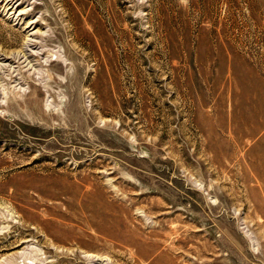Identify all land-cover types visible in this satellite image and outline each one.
Returning a JSON list of instances; mask_svg holds the SVG:
<instances>
[{"label": "rangeland", "instance_id": "1", "mask_svg": "<svg viewBox=\"0 0 264 264\" xmlns=\"http://www.w3.org/2000/svg\"><path fill=\"white\" fill-rule=\"evenodd\" d=\"M0 264H264V0H0Z\"/></svg>", "mask_w": 264, "mask_h": 264}, {"label": "bare ground", "instance_id": "2", "mask_svg": "<svg viewBox=\"0 0 264 264\" xmlns=\"http://www.w3.org/2000/svg\"><path fill=\"white\" fill-rule=\"evenodd\" d=\"M9 6V5H8Z\"/></svg>", "mask_w": 264, "mask_h": 264}]
</instances>
